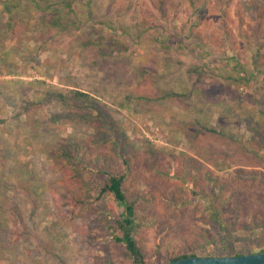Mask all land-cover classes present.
I'll use <instances>...</instances> for the list:
<instances>
[{
	"label": "rangeland",
	"instance_id": "374dc122",
	"mask_svg": "<svg viewBox=\"0 0 264 264\" xmlns=\"http://www.w3.org/2000/svg\"><path fill=\"white\" fill-rule=\"evenodd\" d=\"M264 251V0H0V264Z\"/></svg>",
	"mask_w": 264,
	"mask_h": 264
},
{
	"label": "trees",
	"instance_id": "16d2710c",
	"mask_svg": "<svg viewBox=\"0 0 264 264\" xmlns=\"http://www.w3.org/2000/svg\"><path fill=\"white\" fill-rule=\"evenodd\" d=\"M103 184L100 186L99 194L109 193L112 195L117 212L111 215L114 222L115 231L111 238L116 244H122L126 250L130 264H166L170 261L197 255L196 253H180L172 255L167 259L157 261V255L146 254L145 250L138 244L135 234L137 230V220L133 202L129 201L122 189V183L125 178L123 172H110L105 170ZM225 255L244 254L243 250H236L233 243L227 245L224 251Z\"/></svg>",
	"mask_w": 264,
	"mask_h": 264
},
{
	"label": "water",
	"instance_id": "95a60500",
	"mask_svg": "<svg viewBox=\"0 0 264 264\" xmlns=\"http://www.w3.org/2000/svg\"><path fill=\"white\" fill-rule=\"evenodd\" d=\"M166 264H264V251L236 255H194L179 258Z\"/></svg>",
	"mask_w": 264,
	"mask_h": 264
}]
</instances>
